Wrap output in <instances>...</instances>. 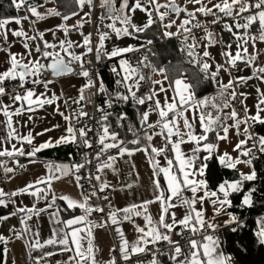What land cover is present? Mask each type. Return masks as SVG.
Here are the masks:
<instances>
[{"label":"snow or ice","instance_id":"snow-or-ice-1","mask_svg":"<svg viewBox=\"0 0 264 264\" xmlns=\"http://www.w3.org/2000/svg\"><path fill=\"white\" fill-rule=\"evenodd\" d=\"M50 2L54 3L55 0H42L40 4L34 0H13L15 8L24 7L31 16L39 20L46 16L62 17L64 21L70 18L55 7L46 8V13L38 11L39 7ZM69 2L80 11L85 7H94V0H66V5ZM187 3L199 7L189 11L186 6L178 5L176 0H168L165 4H160L157 0H134L131 5L129 0H122L117 7L116 0H100L99 19L101 27L106 30H98L97 44L92 43L91 33H80L82 43H74L67 38L71 31L82 28L84 22L91 19V11L84 14L85 21L78 22L71 29L66 24L59 25L65 38L58 43L47 41L43 31L29 35L22 29L9 28L12 23L21 24L19 17L0 18V53L4 54V58H0V128L3 129L0 133V173L10 181L14 176L9 174L14 173L17 168L27 167L20 163L19 158H25L28 164H35L42 151L61 145L71 144L82 150L81 162L45 161L44 175L12 191L0 187V207L7 209L11 206L12 209L7 215L0 216V221L19 217L20 229L13 227L10 231L16 238L25 240L29 264H52L56 256L67 258L55 260L54 264H101L96 258L99 249L94 244V230L105 227L113 230L118 238V243L112 250L119 253L125 264H131L132 257H144L137 259L136 264H162V257H167L168 264H235L232 256L222 250L220 237L216 233L221 228L232 225H235L231 227L232 232L243 227L240 216L231 211L233 201L230 197L242 192L245 182L257 180L254 162L264 155V135L255 132L257 125H264V91L259 87L255 89V113L251 114L244 103L248 95L236 90L237 85L244 87L248 80L254 78L264 82V66L255 64L258 53L248 51L249 45L255 48L257 41L264 42V0H187ZM136 10L147 14L142 26L132 22L131 13ZM170 13L176 17L184 14L185 18L179 24L174 19L164 23ZM77 14L78 12H72V16ZM198 14L211 16L213 19L204 24L197 19ZM105 20L110 23L105 25ZM157 23L163 24L164 37H182L181 51L186 54L190 64L197 66L201 77L217 81L218 89H226L227 102L222 106L215 103L216 96L211 97L215 115L204 110L210 98L198 99L192 90V84L186 82L185 67H179L177 75L171 76L166 66H157L147 55L135 64L121 58L119 70L117 66H112L110 71L116 77L114 91L105 88L101 79L96 92L90 96L85 95L86 90L96 88L92 75L96 68L87 59L89 55L94 54L95 61L99 63L140 50L133 46L107 50L105 41L110 38L109 30L117 38L128 37L144 33ZM117 24L120 26L117 27ZM215 24H222V31L229 33L232 39L223 41L219 34L208 31L209 25ZM256 24L259 27L256 33H252L251 29ZM173 26L177 28L175 33L170 31ZM194 28L204 31L199 40L192 35ZM9 36L12 37L11 40ZM17 43L23 48V53L12 51ZM152 43L151 39L146 40V44ZM201 43L205 48L202 55L197 51ZM30 44L34 45L35 57ZM217 44L221 46L223 60L215 64V71H210V53L207 48ZM75 48L86 51L77 54ZM145 60L150 64V68H145L150 73L148 75L145 74V69L139 71ZM239 64L251 68L252 74L229 79L226 84L218 81L219 72L223 70L231 75L230 70L237 68ZM49 73L53 79L46 78ZM151 73L159 74L163 79H153ZM67 75L86 80L77 89L78 96L71 98V103L63 98V91L58 95L50 89L55 78ZM142 86L148 89L143 95L139 91ZM37 87H42L43 91L38 92ZM167 89L171 90V96L165 95L162 103L157 98L158 92L165 93ZM97 96L103 98L100 105L94 104ZM237 99L241 100L240 107L244 113L242 118L233 106ZM129 103L134 106L139 127L129 121L126 112L115 111ZM61 104L64 106L63 111ZM48 106H54L53 115H60L64 120L63 133L36 143L38 136L55 131L61 126L56 124L35 134L32 130L25 134L21 131L22 125L14 118L26 116L29 123H32L31 114ZM142 106H147V110L141 111ZM89 107H94V112L90 113L87 110ZM150 113L158 116L154 123L149 122ZM113 118L115 127L112 124ZM180 119L183 121L182 125L179 123ZM228 121L232 123L228 124ZM197 124L199 133L196 130ZM230 128L235 130L237 138L233 150L239 155L235 158L226 151L222 154L217 152L219 143L229 140ZM210 134H214V138ZM128 135L132 139H128ZM154 136L163 137L162 147L152 145ZM185 144L192 147L185 151L182 149ZM112 150H115V154ZM139 152L146 155L151 166L152 199L131 202L122 208L115 207L109 193L131 190L135 181L112 185L105 178V171L111 170L114 175L119 176L121 173L116 167L117 161ZM201 153L207 155L201 156ZM213 155H216L222 167L236 170L237 165L244 164L250 171L240 172V179L231 182L224 180L215 190H211L204 174L207 167L205 161ZM160 158L164 164H161ZM9 160L13 162V167L8 166ZM68 175L74 176L80 189L78 198L57 195L53 189L54 181ZM132 175L134 173L129 170L127 176ZM135 175L138 179L139 174ZM161 176L165 185L160 183ZM256 191L255 187L249 189L238 207L251 208L254 204L253 193ZM22 195L32 198L31 206L18 203ZM153 203L159 205L158 218L148 211V206ZM209 208L210 216L206 215ZM177 209L180 211L177 212ZM77 210L79 215L76 214ZM93 213L100 214L99 218L90 219ZM34 217L37 221L41 217L47 218L50 234L46 238H42L38 223L34 230L31 223ZM137 218L143 220V226L137 223ZM124 223L132 227L131 239L121 227ZM257 224L255 236L258 243L264 245V215L258 218ZM173 234L179 239L174 240ZM8 242L9 238L0 235V244L5 245L4 264H7ZM106 264H118L116 256Z\"/></svg>","mask_w":264,"mask_h":264},{"label":"crops","instance_id":"crops-1","mask_svg":"<svg viewBox=\"0 0 264 264\" xmlns=\"http://www.w3.org/2000/svg\"><path fill=\"white\" fill-rule=\"evenodd\" d=\"M41 2H42V0H40L38 2L36 1L37 4H40ZM130 2H131V4H133L134 0H130ZM157 2L160 4H165L168 2V0H157ZM214 2H215V0H214ZM176 3L178 5H180L181 7L186 6L189 11H193V10H195L196 7H199V5H195L193 3H187V0H176ZM99 5H100V0H98V6L97 7H98V10H101ZM49 7H55L56 8L55 2L54 3L50 2L47 5H45L44 7H39L38 11L41 13H46V8H49ZM22 9H24V7H22ZM89 11H91L92 15H93V8L89 9V8L85 7L83 9V11H80L78 9L77 15L72 16V14H69L70 18L67 21H64L62 19V17H55V16H46L45 19L39 20V19H36L35 17L31 16L30 13L26 10V14L19 16V18L21 19L20 25L12 23L8 27L12 28V29H16V30L22 29V30L26 31L29 35H34V34H36V32L43 31L45 33V39L47 41L58 43V41L60 39L65 38V34H64L63 30H61L58 26L63 23V24H66L71 29V28H73V26L77 25L78 22L85 21L86 18H85L84 14L89 12ZM161 11H164V9H161ZM131 15H132V22L136 23L138 26H142L143 23L146 22V19H147L146 12L136 10L134 13H131ZM24 17H28V18L24 19ZM13 18H16V17H13ZM184 18H185L184 14H181L180 17H176L170 13L169 17L166 18L164 23H167V22H169V20L174 19V20H176V24H179L182 21V19H184ZM204 18H205L204 24H208V22L213 19V17H211V16H207ZM228 22L231 23V21H228ZM157 24H159V26L161 28L160 31H161V33H163V31L165 30L163 28V24L162 23H157ZM92 25L93 24H92V16H91L90 20H87L86 22H84L82 28L75 29V30L71 31L68 34L67 38L70 39L71 41H73L74 43H82V36L80 35V33L83 32L85 35L91 33L92 34V43L97 44L98 43V35L96 37V36H94V33L97 31V29H100V27H98V28L96 27L97 29L95 28L94 33H93L92 32ZM256 25L259 27L258 24H256ZM119 26L120 25L117 24V27H119ZM99 31H101V30H99ZM170 31L175 33L177 31L176 26H173L170 29ZM208 31H212V32L219 34L222 37L223 41H229L232 39L231 36L229 35V33L222 31V24H216V29H214L212 27H208ZM139 34H134V35L128 36V37L117 38L115 36V34L111 33V31L109 30V37L110 38L105 41V48L110 51L113 47L133 46L135 48H140L142 45L144 47L147 45L146 39L141 37ZM198 35L200 38L203 37L204 31L203 30L200 31ZM180 38H182V37H180ZM9 39L11 40L12 37L9 36ZM30 46L33 47V56L35 57L36 54L34 51V45L30 44ZM74 50L77 54H80V53L86 51V49H83V48H75ZM203 50H205V48H204V45L202 43V45L197 49V51L199 52L200 55H202ZM207 50L210 53V59H209L210 71H215V64L218 62H222V60H223V58L220 54L222 51L221 46L219 44L209 46L207 48ZM232 50L234 52L235 48H233ZM12 51L15 53H23L24 50L21 47V45L19 43H17L15 45V47L12 49ZM248 51H249V53H258L257 61L255 62L256 66H264V42L257 41L255 48H253L251 45H249ZM90 57L92 58V55L88 56L87 59L90 60ZM0 58H4L3 53H0ZM130 59H131V57H130ZM118 63H119V61H118ZM49 74H46V75H49ZM251 74H252L251 68H247V67L234 70L233 72H231V75H229L228 72H225L222 70L221 72L218 73L217 79H218V81L226 84L229 81V79H235V78L240 77V76L247 77V76H250ZM156 75L157 74H155L153 76V79H156L155 78ZM186 82H188V81L186 80ZM85 83H86V80L84 78L74 76V75H68V76L61 77L59 79L56 78L54 80V82L50 85V89H51V91H54L58 95H60V93L62 92L63 84L65 86H67L69 84V85H72V86L79 88L80 86H83ZM189 83H191V82L189 81ZM216 83H217V81H216ZM257 87H259L262 91H264V82H261L260 80L255 79V78L248 80L247 84L244 87H240L239 85L236 86L237 92H243V93H246L248 95V98L246 101H244V103H246L248 108L251 110V114L255 113V108H254V105L256 103L255 89ZM192 90H193V88H192ZM217 90H218V83L216 86V90L214 92L209 93L205 96L199 97L198 99H202L204 97H209V96H215V93ZM37 91L41 92V91H43V88L37 87ZM4 99H5V101H7V97H5ZM57 103H60V101H58ZM233 106L235 107V105H233ZM53 109H54V106H48L45 109L38 110V111L32 113L31 114L33 116V122L32 123H29L26 116L16 117V118H14V120L17 121L20 125H22L21 131L25 134L29 130H32L35 134L37 132L42 131L45 128H51L53 125H56V124H59L61 126L59 129H57L55 131L48 132L43 136H38L36 138L35 142L41 143V142L49 139V137L55 138V137H58L59 135H61L63 133L65 122L60 115H53ZM61 110L62 111L64 110L63 104H61ZM206 110H209L210 112H212L213 115L216 114L215 110H212L210 108H207ZM236 110L242 118L244 115L243 111L239 110L237 108H236ZM186 115H188V113H186ZM0 119H2V117H0ZM190 122H191V117H190ZM179 123L182 125V123H183L182 119L179 120ZM227 123L231 124L232 121H228ZM196 130L199 133L200 129H199L198 124H197ZM2 132H3V129L0 128V133H2ZM236 139L237 138H236L235 130L230 128L229 140L220 142L218 145V148H217V152L222 154L223 152L226 151L230 155H232L234 158L237 157L239 154L233 150ZM152 145L156 146V147H162L163 146V139L160 142V144L156 143V145H155L153 143ZM191 147H192V145H190V144L182 145V149L185 151H187ZM113 154H115V151L113 152ZM205 155H207V154L201 153V156H205ZM160 159H161V164H164L163 159L162 158H160ZM241 159H243V157H241ZM19 160H20V163H26L27 164V168H26L27 172L25 171L24 174L19 176L20 179L17 182H14L12 180L11 185H12L14 190L19 188V187H23L27 183L35 180L37 177L44 175L46 170L43 167V162H45V161H53V162H58V163H71V162H73L72 160H57V159L46 158V157L45 158L44 157H38V160L35 164H28V162L25 158H19ZM125 161H128V163H125ZM12 163L13 162L11 160H9L8 166L12 167L13 166V165H11ZM205 163L207 165V160L205 161ZM132 165H135V167L133 168ZM116 167L119 168V170H120L121 174L119 176L114 175L111 170L105 171V174H104L105 178L107 179V181L110 184L116 185L120 182L126 183V182H130V181H135V184L131 190H126L123 192L117 190L115 192H112V195L110 196V200H111V203L115 207L122 208L131 202H140V201L145 200V199H152V195H151V192H152V187H151L152 171H151V166L148 163V160L146 159V155L144 153H142V152L135 153L131 157L125 156L123 159H120L117 161ZM129 170H131L134 173V175H132L130 177L127 176V173L129 172ZM236 170L238 171L239 174H240V172L248 173L244 164L237 165ZM135 173L139 174L138 179H137ZM9 175H11V174H9ZM204 178L206 179V169H205ZM53 189L57 195H71L73 198L79 197L80 189L77 187L76 182H75V178L72 175L65 176V177L61 178L59 181H54L53 182ZM186 195H190V193H186ZM19 199L24 200L26 205H28V206L30 205V201H31V204L33 202L32 198L27 196V195H22ZM41 206H43V202H41ZM106 211H107V209H106ZM148 211L151 215L158 218L159 205L157 203L150 204L148 206ZM176 211L179 212L180 210L177 209ZM79 214H77V215H79ZM206 215H208V216L211 215V209L210 208L208 209V212L206 213ZM262 215H264V214H262ZM262 215H258L257 220ZM3 223H4L3 221L0 222V235H3L5 237L9 238V242L7 244V248L9 249L8 256H7V264H13V262H14V264H29V254H28V249L26 248L25 240L16 238L13 235V233L10 231V229H12L13 227H16L18 224L14 225L13 223L10 222V223H7L4 225ZM37 223L40 225L39 230L41 232L42 238H46L50 234V226H49V223L47 221V218L41 217V219L38 222L34 223V225H33L34 230H35V225ZM137 223H139L141 226H143L144 222L142 219L137 218ZM121 227L125 230V233L129 237V239H131L133 237L131 225L128 223H124L121 225ZM257 227H258V224H257ZM216 234L220 237L222 250L226 254V249H225L224 242L222 239V233L217 232ZM94 236H95L94 244L99 249V251L96 253V258L99 262H101V264H106V262L108 260H110L113 256H115V252L112 249L117 245L118 238L115 237L113 230H111L107 227L96 228L94 230ZM176 238H177V236H175V234H173V239L176 240ZM159 246H162V245H159ZM59 257H61V256H56L53 258V260H55L56 258H59ZM62 258L66 259L67 257L64 256ZM3 264H4V260H3Z\"/></svg>","mask_w":264,"mask_h":264},{"label":"trees","instance_id":"trees-1","mask_svg":"<svg viewBox=\"0 0 264 264\" xmlns=\"http://www.w3.org/2000/svg\"><path fill=\"white\" fill-rule=\"evenodd\" d=\"M35 1L38 2L40 0H34V2ZM121 3L122 0H116L117 7H119ZM129 4H131L130 0ZM55 5L61 13L68 15L72 14L74 11H78L75 5L71 4L70 2L66 5V0H55ZM24 14H26L25 8H15L13 0H0V18L19 17ZM100 28L104 29V27ZM160 29L161 28L159 24H155L146 32L139 34L144 39H151L153 41L152 44H147L144 46L145 52L152 62L156 63L157 65L165 63L169 70V75L171 76L177 75L179 67H185L187 69V74L190 76L189 79L193 86L194 94L197 95V98L214 92L217 86L216 81H212L206 77H201L197 66L195 64H190L186 54L181 51L180 40L182 38L173 37L168 38L167 41H162V33ZM126 56L132 57V53L126 54ZM119 58L120 57L105 59L102 62H99V82L102 79L105 88H107L109 91H114L116 89V77L110 71L111 63L117 66L119 70ZM140 110H147V106H142ZM115 111L126 112L129 117V121L139 127L136 112L134 111V106L131 103L123 105L122 107H118L115 109ZM112 124L113 127H115L114 118L112 119ZM257 129L259 135H264V125H257ZM210 137L214 138V134H210ZM128 139H132L131 135H128ZM38 157H46L57 160H72L76 162L73 145L71 144L61 145L52 149L44 150L38 154ZM254 166L258 174L257 180L245 182L243 191L240 193H235L230 197V199L233 201V208L231 210L236 215L248 219L243 222V227H240L236 232H232L228 229H226L224 232L226 248L229 253L235 254L238 257L240 264H264V245H260L258 243L255 232L253 231V228L257 226V217L255 216L264 212V171L262 170L259 161H255ZM159 179L161 185H165L163 177L161 176ZM238 179H240V174L238 171L222 167L219 164L216 155H213L211 159L207 160L206 180L210 189L215 190L219 183L224 180L234 181ZM253 187L257 189V191L253 193V206L251 208H239L238 206L241 203L243 195L246 191ZM11 210V206L7 209L0 207V216L7 215ZM76 214H79V210H77ZM4 247L5 245L0 244V264H3L4 260ZM161 260L162 264H168L167 257H162Z\"/></svg>","mask_w":264,"mask_h":264},{"label":"built area","instance_id":"built-area-1","mask_svg":"<svg viewBox=\"0 0 264 264\" xmlns=\"http://www.w3.org/2000/svg\"><path fill=\"white\" fill-rule=\"evenodd\" d=\"M35 3H36V1H35ZM97 6H98V0H94L93 15H92V24H93V25H92V29H93V33H94V29H95L97 26L101 27V22H100V19H99L100 15H101V10L98 11V10H97V9H98ZM197 19L201 20V22L204 23V19H205L204 16L198 14ZM107 23H110V21L105 20V21H104V24L106 25ZM209 27H212V28L216 29V24H215V25H210ZM257 29H258V26H257V25H254L253 28L251 29V32H252V33H256ZM200 31H202V29L194 28V29L192 30V34H193L198 40L200 39V37H199V35H198ZM167 40H168V37H164V36L162 35V41H167ZM201 45H202V43H201ZM201 45H200V46H201ZM137 49H140V50H139V51H134V52H132V57H131V58H132V63H133V64H135V62H136L137 60L142 59L144 55H147L146 52H145V47H140V48H137ZM147 56H148V55H147ZM149 60L152 62V60H151L150 58H149ZM90 61L92 62L93 67L96 68V72L92 73V75H93V79H94V81L96 82V88H93L91 91H87V90H86V92H85V95H86V96H90V95H92V93H93V92H96V90H97L98 87H99V79H98V66H99V63H97V62L95 61V56H94V54H92V58H91ZM153 63H154V62H153ZM154 64H156V63H154ZM156 65H157V64H156ZM112 66H114V64L111 63V68H112ZM157 66H159V67H165L166 65H165V63H161L160 65H157ZM242 68H246V67H245L243 64H239L237 68H235V69H231L230 71L233 72L234 70L242 69ZM145 74H146V75L150 74V73L148 72L147 69H145ZM155 74H156V73H151L152 78H153V76H154ZM46 78H47V79H53V78L51 77V74L46 75ZM55 79H56V78H55ZM58 79H59V78H58ZM29 87H31V85H30ZM77 89H78V88L75 87V86H72V85H69V84H68L67 86H65V85L63 84L62 91H63V93H64V98H65V99H68V100H69V103H71V98H75V97L78 96V91H77ZM139 91H140V94L143 95L145 92L148 91V89H147V87L142 86V87L140 88ZM102 103H103L102 96H97V97H95V99H94V104H95V105H100V104H102ZM240 104H241V100H240V99H237V101H236V103H235V107H236L237 109H239V110H242L241 107H240ZM87 110L91 113V112H94L95 109H94V107H89ZM255 132H256L257 134H259V133H258L257 126H256V128H255ZM73 149H74V155L76 156V162H81V158H82V157H81V152H82V150H79L75 145H73ZM114 151H115V150H112V152H114ZM257 161L260 162V164H261V168H262V170L264 171V160H263V155H261ZM73 162H75V161H73ZM23 164H26V163H23ZM26 165H27V164H26ZM26 168H27V167H26ZM26 168H25V169H19V168H17V169H16V173H18L19 175H22V174L25 173ZM0 187H4L7 191H9V190H8V180L4 179L3 173H0ZM246 192H247V191H246ZM246 192H245V193H246ZM111 195H112V192L109 193V196H111ZM262 214H264V212L261 213V214H259V215H262ZM99 216H100V214H98V213H93V214L91 215L90 219L96 220V219L99 218ZM238 216H239V215H238ZM257 216H258V215H257ZM257 216H255V217H257ZM240 218H241V221H243V222H245V221L248 219V218H242V217H240ZM231 227H235V225H232ZM231 227H229V228H221L218 232H219V233H222V239H223L224 246H225V249H226V254L232 256V258H233L235 264H240V261H239L238 257H237L235 254L229 253L228 250H227V248H226L224 232H225L226 229L231 230ZM257 228H258V227L255 226V227L253 228V231L255 232V231L257 230ZM177 239H179V237H177L176 240H177ZM160 247H164V245H162V246H160ZM115 256H116V258H117V262H118V264H125V262L122 261V259L120 258L118 252H115ZM143 258H144V257H132V258H131V264H136L137 259H143ZM59 259H64V258L59 257V258H56L55 260H59ZM55 260L52 261V264H54V261H55Z\"/></svg>","mask_w":264,"mask_h":264},{"label":"rangeland","instance_id":"rangeland-1","mask_svg":"<svg viewBox=\"0 0 264 264\" xmlns=\"http://www.w3.org/2000/svg\"><path fill=\"white\" fill-rule=\"evenodd\" d=\"M97 10H98V9H97ZM98 11H99V10H98ZM98 27H99V26H97V28H98ZM97 28H96V29H97ZM98 30L104 31V30H106V28H105V29H103V28L97 29V31L94 33V36H96V37H97V35H98V34H97ZM131 31H132V30H131ZM92 32H93V29H92ZM121 58L128 59V60L132 63L130 57H127L126 55L120 57L119 60H120ZM189 77H190L189 74H187V81H188V82L190 81ZM155 78H156L157 80H162V79H163V77H162L161 75H159V74H157V75L155 76ZM165 87L167 88V82H165ZM158 90H159V86H157V91H158ZM165 95H168V96L170 97V96H171V90H170V89H167V91H166L165 93H159V92H158V96H157V98L160 99V100L162 101V103H163ZM169 102H171V100H169ZM206 111H207V112H210L209 110H206ZM157 119H158V116H157L155 113H150V116H149V122H150V123H154ZM162 139H163V137H161V136H154V137H153L152 144H153V143H154L155 145H156V143H157V144H160V142L162 141ZM11 165H13V163H12ZM13 166H14V165H13ZM13 166H12V167H13ZM245 167H246V169H247V172H249L250 169L248 168V166L245 165ZM26 170H27V169H26ZM26 172H27V171H26ZM11 176H14V178L11 179L10 181L8 180V190H9V191L14 190L13 187H12V185H11L12 180H13L14 182H17V181L20 179L19 176H21V175H19V174L16 173V171H15L14 173L11 174ZM19 198H20V197H19ZM21 202H22L24 205H26V203H25L24 200H20V199H19V200H18V203H21ZM29 206H31V201H30V205H29ZM3 222H4V223H3L4 225L7 224V223H10V222L13 223L14 225H17V224H18V225L15 227L17 230H19L20 227H21L19 217H10L8 220H4ZM36 222H38V221H37L36 218L34 217L31 223L34 225V223H36Z\"/></svg>","mask_w":264,"mask_h":264},{"label":"clouds","instance_id":"clouds-1","mask_svg":"<svg viewBox=\"0 0 264 264\" xmlns=\"http://www.w3.org/2000/svg\"><path fill=\"white\" fill-rule=\"evenodd\" d=\"M145 68H150V64L148 63V61H142V64H141V67H140V69H139V71L140 72H142L143 71V69H145ZM215 96H216V101H215V103L217 104V105H220V106H222L224 103H226L227 102V91H226V89H218L217 91H216V93H215ZM211 97L212 96H209V104H208V106L204 109L205 111H206V109L207 108H210V109H212V110H215V108L213 107V104H212V101H211ZM206 113H207V111H206Z\"/></svg>","mask_w":264,"mask_h":264},{"label":"water","instance_id":"water-1","mask_svg":"<svg viewBox=\"0 0 264 264\" xmlns=\"http://www.w3.org/2000/svg\"><path fill=\"white\" fill-rule=\"evenodd\" d=\"M68 76V75H67ZM64 77V76H63ZM59 78H61V77H59Z\"/></svg>","mask_w":264,"mask_h":264}]
</instances>
